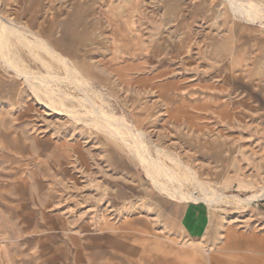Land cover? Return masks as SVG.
I'll list each match as a JSON object with an SVG mask.
<instances>
[{"label":"rangeland","instance_id":"rangeland-1","mask_svg":"<svg viewBox=\"0 0 264 264\" xmlns=\"http://www.w3.org/2000/svg\"><path fill=\"white\" fill-rule=\"evenodd\" d=\"M0 17L31 72L0 56V264H264V198L236 199L264 190V19L228 0H0ZM99 110L142 133L162 184L225 202L157 188Z\"/></svg>","mask_w":264,"mask_h":264},{"label":"bare ground","instance_id":"bare-ground-1","mask_svg":"<svg viewBox=\"0 0 264 264\" xmlns=\"http://www.w3.org/2000/svg\"><path fill=\"white\" fill-rule=\"evenodd\" d=\"M228 2L232 5L233 10H236L237 12H241L242 14L247 15L251 20L264 19L263 12L256 5L244 4V3H241L239 0H228ZM9 24H11L9 21L7 22V21L3 20L2 17H0V56L6 64H8L10 67H12L14 70H16L19 74H21V75L30 74L31 72L26 67L22 66L20 64V62L18 61V59L11 52L10 48L12 46V43H11V37H10L9 33L16 34L18 37H19V34H17L18 32ZM38 43H39V47L43 48L45 50L46 54H48L51 58H53V60L57 61L59 63V65L61 64L63 66L68 79H70L71 81H74V83L76 82V84L83 86V88L86 90V92L89 91V84H88L89 82L86 83L85 80L81 79L79 70L76 69L75 67L73 68L69 64L66 57L61 55L54 47L47 44L46 41H44V39L40 38ZM24 44L27 45L28 44L27 41H24ZM27 47H28V45H27ZM35 47H36V45H30L29 49L34 50V49H36ZM31 54L38 61H40L44 67H46L48 69L50 68V66L43 60V58L40 56V54H36V53H31ZM46 77L53 80V81L58 80L57 78H55L53 76H46ZM59 79H63V78H59ZM32 81H34L32 86L38 95L44 94L46 97H48V99L51 101L52 104L60 105V106L64 107V105L62 103H57V99L55 98V95L57 93L55 92L54 88L48 87L38 77H32ZM89 101H91V100L89 99ZM62 102H64V101H62ZM86 105H88V104H86ZM89 105H92V103L91 104L89 103ZM65 108H67V107H65ZM89 109H91V108H89ZM89 111L87 112L86 115H88L90 117H94V118L96 117L97 118V116H95V115L100 114V116H102L106 121L105 123L104 122L102 123L100 121V118H98L97 121L92 120V124H94L98 127H102L104 129L108 130V132L111 135H113L114 137H118L121 141H123V143L128 147V149L137 158H139L143 162V164H145L147 171H148V174L155 180L154 182H155V186L157 188H160L163 191L168 192V194H170L172 196H180L181 200H184V201L189 200L190 202L192 201L194 203L195 202L196 203L204 202L209 207L212 206L213 203L225 202L224 199H226V198H224L223 196H221V195L210 196L208 194V192H206L205 189H204L205 191H203L204 195L202 198L194 199L189 193H184L183 191H179L176 189L173 190V189H170L167 186V184H165V183L162 184L159 181V177L166 178V175L169 173V171L167 170V167H165L166 169L161 168L160 166H162V165L158 164L156 160L149 157L150 155H148V153H146V151L143 150V148L141 146L142 144L140 141L143 138L142 133L139 131H134L133 129L127 128L126 127L127 125L124 122V120L120 119L119 117H117L115 115H107V114H104V112H101L100 110H99V112L97 111V114L94 115L92 113L93 110L90 113H89ZM95 112H96V110H95ZM73 113L76 115L79 114V113H75V112H73ZM88 121H89V119H87L86 122H88ZM117 126H120L122 128L116 129V128H118ZM125 130H127L129 132L128 135L125 134ZM201 189H203V188H201ZM261 198H264V190L262 193L249 196L247 199H245L243 201H240L241 199L238 197L236 199H238L239 202L242 204L245 202L252 203V202H255L256 200L261 199Z\"/></svg>","mask_w":264,"mask_h":264},{"label":"crops","instance_id":"crops-1","mask_svg":"<svg viewBox=\"0 0 264 264\" xmlns=\"http://www.w3.org/2000/svg\"><path fill=\"white\" fill-rule=\"evenodd\" d=\"M143 168V167H142ZM144 169V168H143ZM190 212L192 213V215L193 216H195V217H206V215H207V213L205 212V210H204V208H203V206H190ZM224 219L225 220H227V217L225 216L224 217ZM204 235V234H203ZM219 236L217 237V239H216V245H220L222 242H223V238H224V235H223V233L220 231L219 232V234H218ZM212 244V243H211ZM210 244V245H211ZM210 245L208 246V248H211L210 247ZM200 249V248H199ZM201 249L203 250V252L205 253V255H209V251L208 250H205V247L203 246H201ZM195 250H192V252H194ZM196 252V251H195ZM208 258H210L209 256H208Z\"/></svg>","mask_w":264,"mask_h":264}]
</instances>
